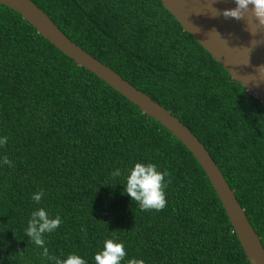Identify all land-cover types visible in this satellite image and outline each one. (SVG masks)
Instances as JSON below:
<instances>
[{"label":"trees","instance_id":"trees-1","mask_svg":"<svg viewBox=\"0 0 264 264\" xmlns=\"http://www.w3.org/2000/svg\"><path fill=\"white\" fill-rule=\"evenodd\" d=\"M88 52L164 105L205 144L264 244V103L161 0H32ZM0 264H52L25 230L62 224L49 254L95 264L105 239L145 264H251L205 170L171 131L0 4ZM168 170L163 210L124 192L135 163ZM120 169L121 175L111 173ZM167 179V178H166ZM43 190L39 204L32 196ZM85 229L86 232L81 231Z\"/></svg>","mask_w":264,"mask_h":264},{"label":"water","instance_id":"water-1","mask_svg":"<svg viewBox=\"0 0 264 264\" xmlns=\"http://www.w3.org/2000/svg\"><path fill=\"white\" fill-rule=\"evenodd\" d=\"M183 28L220 61L233 80L239 81L264 103V80L257 69L264 66V32L253 35L246 20L213 16L207 0H161ZM0 4L15 9L37 31L75 63L96 74L107 84L139 106L143 113L159 121L179 138L205 170L222 201L227 215L251 264H264V244L251 223L222 169L199 137L181 119L152 96L139 89L119 72L71 39L52 17L32 0H0ZM234 0H214L218 10L234 8ZM257 41L255 45L252 41ZM254 77H257L255 79Z\"/></svg>","mask_w":264,"mask_h":264},{"label":"clouds","instance_id":"clouds-1","mask_svg":"<svg viewBox=\"0 0 264 264\" xmlns=\"http://www.w3.org/2000/svg\"><path fill=\"white\" fill-rule=\"evenodd\" d=\"M214 0H207L212 15H223L225 19L246 20L248 30L255 35L257 32H264V0H234L235 7L230 9L218 10L213 7ZM257 41H252L255 45ZM258 78L264 80V66L257 69ZM257 79V77H254ZM8 137H0V147L7 144ZM0 165L13 167V162L4 156L0 160ZM111 175L118 177L121 175L120 169H115ZM167 178V179H166ZM171 183L168 170L160 171L154 163H135L126 176L124 192L137 202L140 209L163 210L167 205L165 189ZM44 196L43 190L36 192L32 200L40 203ZM62 224L59 215L50 217L44 208H38L31 213L25 235L37 246L43 248L42 256L51 261L52 264H87V261L76 253H69L66 258L56 257L49 254L45 247V233H52ZM81 231L86 232L85 229ZM126 257V249L123 242H117L116 238L105 239L103 248L94 255L95 264H122ZM127 264H145L143 259L131 258Z\"/></svg>","mask_w":264,"mask_h":264}]
</instances>
